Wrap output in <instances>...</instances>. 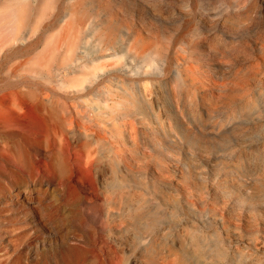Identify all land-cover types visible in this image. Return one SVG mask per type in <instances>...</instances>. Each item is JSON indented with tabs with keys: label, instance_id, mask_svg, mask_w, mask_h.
<instances>
[{
	"label": "clouds",
	"instance_id": "9594fccd",
	"mask_svg": "<svg viewBox=\"0 0 264 264\" xmlns=\"http://www.w3.org/2000/svg\"><path fill=\"white\" fill-rule=\"evenodd\" d=\"M0 264H264V0H0Z\"/></svg>",
	"mask_w": 264,
	"mask_h": 264
}]
</instances>
